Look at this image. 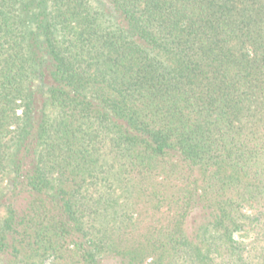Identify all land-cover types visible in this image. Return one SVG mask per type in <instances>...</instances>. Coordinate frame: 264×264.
I'll use <instances>...</instances> for the list:
<instances>
[{
    "label": "trees",
    "instance_id": "16d2710c",
    "mask_svg": "<svg viewBox=\"0 0 264 264\" xmlns=\"http://www.w3.org/2000/svg\"><path fill=\"white\" fill-rule=\"evenodd\" d=\"M106 259L264 264V0H0V264Z\"/></svg>",
    "mask_w": 264,
    "mask_h": 264
},
{
    "label": "rangeland",
    "instance_id": "374dc122",
    "mask_svg": "<svg viewBox=\"0 0 264 264\" xmlns=\"http://www.w3.org/2000/svg\"><path fill=\"white\" fill-rule=\"evenodd\" d=\"M16 202L18 208L24 207L25 200L22 197H18ZM204 214L205 213L201 209L193 210L188 221L189 231H191L192 227L195 226V224L201 220ZM103 264H118V261L117 259H106L104 260Z\"/></svg>",
    "mask_w": 264,
    "mask_h": 264
}]
</instances>
